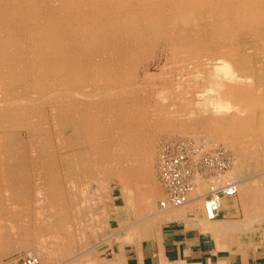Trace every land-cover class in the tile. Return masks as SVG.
<instances>
[{"label":"bare ground","instance_id":"1","mask_svg":"<svg viewBox=\"0 0 264 264\" xmlns=\"http://www.w3.org/2000/svg\"><path fill=\"white\" fill-rule=\"evenodd\" d=\"M17 24L24 37L21 45L12 39ZM0 33L4 37L0 41V209L4 212L7 202H23L25 210H29L28 194L36 188L41 193L40 187H45L41 184L34 188L29 183L31 177L43 180L52 196L58 198L62 193L58 151L65 141L61 135L68 128L69 145L89 150L94 162L104 164V174L121 180L139 177L150 182L156 136L161 132L192 130L188 120L192 97L189 101L183 99L177 89L184 84L194 85L198 80L193 76L202 79L198 83L208 87L222 110L236 111L228 121L212 118L195 121L202 130L210 131L208 140H232L236 149L256 150L259 146L264 152V92L250 84L255 74L246 68L248 56L240 51L250 37L264 36V0H0ZM160 48L163 54L157 77L160 83L154 91L157 101L153 103L149 83L140 79V72L144 73L151 65ZM169 65L178 80L186 79L178 83L176 91L175 82L165 72ZM239 66L244 68L240 71L236 68ZM50 122L54 127L49 126ZM49 127L54 129L56 141L51 140L60 144L58 148L53 145V150L46 134ZM21 130H28L31 139L40 134L42 138L36 140L39 155L30 158L27 150H20ZM256 157L253 158L258 160ZM64 165L67 166L65 162ZM237 187L240 189L241 185ZM155 195L146 194L150 205L156 200ZM55 204L64 209L63 202ZM63 222H51L48 230L58 231L66 219ZM32 225L35 226L30 222L25 226ZM2 238L0 242L5 241ZM8 253L0 244V264Z\"/></svg>","mask_w":264,"mask_h":264},{"label":"rangeland","instance_id":"2","mask_svg":"<svg viewBox=\"0 0 264 264\" xmlns=\"http://www.w3.org/2000/svg\"><path fill=\"white\" fill-rule=\"evenodd\" d=\"M46 9H47V11H49V10H52L53 8H46ZM13 29H15V32L12 34L14 36V38L12 37V39H14L16 44L21 45V41L24 39L23 33L21 35L19 32V29H21V26L17 24V26H14ZM2 35L3 34L0 33V41L3 40V38H4ZM1 37H3V38H1ZM263 37L264 36L260 37L259 39H254L252 37H250V39L246 38L247 39V44L245 45L246 49L244 48V50H240V51H242L243 54H246L248 56L247 58L249 60H246L244 62V63L248 64L247 66H249L246 68L251 70V73L255 74L253 77V80H252L253 82H251L250 84H252V86L254 88H257L259 91H262V92H264V75H263L264 74V54H263L264 53V38ZM251 38H252V40H251ZM19 40H20V42H19ZM256 41H257V43H256ZM251 43H253V44H251ZM256 44H257V46H256ZM240 51H238V52H240ZM257 53H259V54H257ZM158 54L162 55V58ZM155 57L156 58L153 59L154 61L152 60L151 65L147 69L144 70V73L140 72V75L142 76V77L140 76L141 77L140 79H145L149 83L150 87H148V92L150 95H152L153 103L155 101H157V98H156L157 96L154 93V91H156L158 84L160 83V81L157 80V77H159V73H160V70H159L160 66L159 65L162 64L161 59H163L162 48H160V50L159 49L157 50V52L155 53ZM169 68H172V67L170 65L166 66L165 72L168 73L169 79L172 82L173 81L175 82L174 90L176 91V89L179 87L178 83L182 82L184 79L178 80L179 76L174 75V74L172 75L171 69H169ZM236 68L240 69V71H241V69H243L244 66H239ZM190 75H192V74H190ZM190 75H188V76H190ZM258 76H260L259 79H258ZM165 78L167 79V77H165ZM193 78H195L194 80H198L199 82H200V80H202L201 78H198V76L197 77L193 76ZM173 79H175V80H173ZM198 81L197 82L195 81L196 83H194V85L187 86L186 84H184L182 86V88L179 87L177 89V90H179L180 93H182L181 97L183 99L189 101L190 99H188V98L192 97V99H191L192 101H189V104L191 106V108H190L191 112H190V115L188 117V120L190 121L189 125L192 127V130H184L185 132L183 131V133H181L180 130H178V131L173 130V131H170L167 133L161 132L160 133L161 135L156 136L154 144H153V146H154V149H153L154 157L156 158L155 159L153 157V164L156 167L153 164L151 165V174H152L151 178L152 179L150 182H147V181H145L139 177H136L132 180L131 179L125 180L123 177L121 180L118 177L109 176L107 174H104L102 172V171H104V164H98V163L94 162L93 158H91V155L89 154L90 153L89 150L86 152L84 149H81V147H79L80 145H77L78 147L77 146L74 147L73 144L69 145L71 143V140H70L71 129L70 128H68V130L63 131L64 134L61 135L62 140L65 139V141H64L65 144H67L69 142L67 145H65L64 143H63V145H62V143L60 145L57 142H55L56 140H55L54 134H53L54 129L53 128H52L53 130L51 129V127H54V124L50 122L49 126H51V127H49V131L48 130L46 131V134L48 135V137L50 139V143L52 142L51 144H49L50 150L52 149L51 147L53 145L57 148L60 145V151H58V158L60 161L58 160L59 163H57V169L61 174V178L63 176L62 180H60V184H62V183L63 184L60 185L62 187H59V188H61L60 190H63L62 193L64 195L59 191L60 193L58 195V198H57V196H52V194L48 193L49 191L46 187L47 185L43 182V180L38 179L36 177H33V178L31 177L29 183L34 188L37 186H41V184L43 187L45 186L44 187L45 189L44 188L42 189V187H40L41 193H38V191L36 190L37 188H36V189H33V192L29 193L28 196L26 197L28 199V201L31 202V204L29 203L30 204L29 210L30 209H33V210L32 211L31 210L29 211L27 209L25 210L26 204L24 203L25 204V207H24L23 202H21L22 204L20 202H18L20 204L19 206L17 205L18 204L17 202L14 203L15 205L7 202V207H6V205L4 207L5 210L7 211V214H5L6 211L4 212L3 208L0 209L1 210L0 214H2V215H0V219L3 220V221L0 220V234L4 238V239L2 238V240H5L4 242L1 241L0 244L1 245L3 244V247L6 248V250L9 252L8 254H6L2 257V264H4V262L8 258H24L28 255H33V256L39 257L42 264H68L69 260L83 255L86 252V250L90 249L96 243L101 241L107 233V226H108V224H107V217H108L107 212L108 211H107L105 204H106V201L109 199V196H111V194L112 195L114 194L115 196H117V198H118L117 200L121 204L126 202L130 206L137 205L139 207V205H140L139 208L144 209L145 211H146V209H148L147 211H158V210H160L161 209L160 202L165 199L166 190L164 188V184H163V181L161 179L160 172H159L160 171V169H159V157H160V152L162 150L163 145L167 141H170L172 139L184 138V139L192 140L194 142L197 140L198 144L202 145L206 150H212V149H216V148L226 149L230 153V155L232 156L233 163L231 166L235 165L234 167H232V169L234 168L233 170L230 169V176L233 179L236 176V172H238L240 169L242 171V168H243L242 166L244 165V163L246 161H247L246 163L251 162L252 159H253V162H255V163L251 162L252 163L251 167H253V169H251V167H248L250 170V173L252 175H254L255 173L256 174H258V173L264 174V164H263L264 152L262 151L261 147L258 146L257 148H255L256 150L246 149L245 151L244 150L242 151L239 147H238V149H236L237 146L232 144V140L230 142L224 141V140H215L213 138H210L208 140L210 131L209 130H202L201 125L196 124L195 121H198V119L205 120L206 118H212V119L219 120V121L220 120L228 121L232 117V114L236 112L233 109H231L233 112L231 110H222V107H220V105H219L220 102L216 99V97L213 95V93L210 92L208 87L200 86V83H198ZM154 82H156L155 86H154ZM185 87H186V89H185ZM177 98L179 99V96ZM165 102H167L166 99H165ZM211 103L214 106L211 105ZM207 104H209L211 106H209V105L205 106ZM195 106H197V109H195ZM212 106L215 108V111H214V108H212ZM205 108H206V110H205ZM229 111H230V113H229ZM47 113H48V109H47ZM218 113H221V114H218ZM171 132H173V133H171ZM188 134H190V135H188ZM194 134H195V136H194ZM196 134L198 135V137L196 136ZM64 135H66V136H64ZM191 135H193V136H191ZM50 136H51V138H50ZM189 136H191V137H189ZM39 137L42 138L40 136V134L38 135L37 138H39ZM194 137L199 138L201 141L199 139L194 138ZM37 138H34L35 140L31 139L30 136L28 135V130H25V131L21 130L19 132V138H18L20 141V144H18L19 148H20V150H24V149L27 150L28 154L30 155V158L36 156L37 154L39 155L40 149H38V144H37L38 142H36ZM204 138H207L208 141L206 139L204 140ZM51 139L52 140L54 139L55 141H52ZM67 140H68V142H67ZM242 141H246V140L242 139ZM204 142H207V143L205 144ZM56 143H57V145H55ZM229 144H231V145H229ZM155 145H156V147H155ZM208 145L211 147L209 148ZM54 146H53V148H54ZM61 147H63V148H61ZM238 150L241 151V153L240 152L238 153L237 152ZM61 151H62V154H60ZM254 151L255 152L258 151V152H256L258 155H256V153H254L255 156H258V157H256L257 159L259 158L258 160L254 159L255 158V156L253 154ZM234 152H235V154H234ZM85 153H86V155H85ZM236 154H238V155H236ZM244 154H246V155H244ZM249 155L251 156L252 159L250 158ZM242 156H244L245 159H243ZM261 157L263 158L262 159L263 161H261ZM63 158H64V160H63ZM234 158H236V159H234ZM241 158H242V161H241ZM247 159H251V160L249 161ZM69 161H70V164H69ZM64 162H65V164H67V166L64 165ZM80 162H81V164H80ZM129 164H131V162H129ZM238 164H240V165H238ZM253 164H255V165H253ZM256 164H257V166H256ZM58 165H59V167H58ZM102 165H103V167H102ZM86 167L87 168L90 167L91 170L90 169L87 170ZM127 167H130V165H127ZM255 167H257V168H255ZM69 168H71V169H69ZM156 168H157V170H156ZM76 170L79 173L76 172ZM84 171H86L85 172L86 174L84 173ZM259 171L260 172L263 171V172L260 173ZM61 172L63 173V175ZM66 174H68V175H66ZM80 174H81V176H80ZM65 177H67L68 179ZM104 177H106V178H104ZM135 179L137 181L138 180H140V181L137 182ZM234 180L237 181L236 178ZM62 181H64V182H62ZM123 182H126L128 185L126 183H123ZM200 182H203V181L199 180V183ZM33 183L36 185L34 186ZM78 183H79V185H78ZM204 184H201L202 185V186H200L201 190L203 188L205 189V185H206V189H207V184H205V185ZM133 187L136 190L133 189ZM125 188L127 189V191ZM138 188H139V190H138ZM123 189H125V190H123ZM153 189H154V191H153ZM128 190L131 192L128 193L129 192ZM43 191H44V193H43ZM45 191H46V193H45ZM157 191H159V192L157 193ZM153 192L156 194L155 195L156 200L154 202H151V205H150V202H148L146 199V194L151 195V193H153ZM126 193H128L129 195ZM55 195H57V194H55ZM141 195H142V199H141ZM130 196H134V198L133 197L130 198ZM124 197H126V198H124ZM130 199H131V201H128ZM47 200H49V202ZM59 202H63V204H64L63 210H60L58 208V206H56L55 203H59ZM65 202L67 204H65ZM131 202H133V203L130 204ZM50 203L52 205H50ZM31 205H32V207H30ZM48 205H50V206L48 207ZM8 207H10V208H8ZM50 208H52L53 210ZM56 209H59V210H56ZM53 211L55 212V214ZM56 214H57V216H56ZM51 217H53V218H51ZM65 219H66V224H64ZM58 220H63L64 226H62L61 229H59L58 231H54L52 233V231L48 230V228H50L49 224L53 221L57 222ZM30 222H31V224L32 223L35 224V226H33V225H32V227L25 226ZM43 223L45 224V226L43 225ZM27 227H28V229H32V231L30 230V232H29ZM63 227L65 228V230ZM60 230H61V232H59ZM62 231H64L65 233ZM56 232H58V233H56ZM51 233L53 236L51 235ZM27 240H28V242H27Z\"/></svg>","mask_w":264,"mask_h":264},{"label":"crops","instance_id":"3","mask_svg":"<svg viewBox=\"0 0 264 264\" xmlns=\"http://www.w3.org/2000/svg\"><path fill=\"white\" fill-rule=\"evenodd\" d=\"M250 163L236 172L238 194L224 197L212 220L204 210L206 185L198 184L187 204L163 211L121 204L111 194L105 237L68 264H264V174L251 176Z\"/></svg>","mask_w":264,"mask_h":264},{"label":"built area","instance_id":"4","mask_svg":"<svg viewBox=\"0 0 264 264\" xmlns=\"http://www.w3.org/2000/svg\"><path fill=\"white\" fill-rule=\"evenodd\" d=\"M232 156L223 148L206 150L202 145L183 138L167 141L160 152V176L166 189L162 208L179 207L190 201L199 180H208L204 210L208 219L219 215L222 200L237 194L238 183L229 172ZM4 264H42L36 256L8 258Z\"/></svg>","mask_w":264,"mask_h":264}]
</instances>
